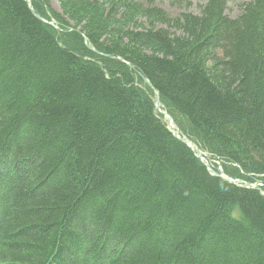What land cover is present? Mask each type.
Instances as JSON below:
<instances>
[{
	"label": "trees",
	"instance_id": "trees-1",
	"mask_svg": "<svg viewBox=\"0 0 264 264\" xmlns=\"http://www.w3.org/2000/svg\"><path fill=\"white\" fill-rule=\"evenodd\" d=\"M51 1L0 0V264H264V184L155 100L264 181V0Z\"/></svg>",
	"mask_w": 264,
	"mask_h": 264
},
{
	"label": "rangeland",
	"instance_id": "rangeland-1",
	"mask_svg": "<svg viewBox=\"0 0 264 264\" xmlns=\"http://www.w3.org/2000/svg\"><path fill=\"white\" fill-rule=\"evenodd\" d=\"M244 1H247V0H228L227 14H229L231 16L238 15L239 12H240L239 5L241 3H243ZM205 2H206V0H191V6L189 7L190 8V11L194 12L195 14H199V8H200V6L203 5ZM157 3H158V5L160 7H162L163 9H165L172 16H177V15H179V13L181 11L184 10V9H182V7L173 4V0H157ZM51 4H52V6L57 11H59V12L62 11V9H61V7H60V5H59V3H58L57 0H52L51 1ZM201 156L204 158V161L211 168L218 169V171H221V166H220V163L218 161L212 160L213 162L216 163V165H213V163L210 161V158H209V156L207 154L201 153ZM226 178H230V177H226ZM254 181H255L254 183L257 184L258 187H261V185L264 184V181L261 180L260 178H256Z\"/></svg>",
	"mask_w": 264,
	"mask_h": 264
},
{
	"label": "water",
	"instance_id": "water-1",
	"mask_svg": "<svg viewBox=\"0 0 264 264\" xmlns=\"http://www.w3.org/2000/svg\"><path fill=\"white\" fill-rule=\"evenodd\" d=\"M27 1H29V0H27ZM38 18H40L41 19V17H39V16H37ZM52 24V23H51ZM160 98H159V94L157 93V98H156V105H157V108H159V103H160V100H159ZM160 111V110H159ZM164 116H166L169 120H170V122L172 123L171 125H170V128H171V130L173 129V125H174V121H173V118L171 117V115L168 113V112H166V111H160ZM173 131V130H172ZM173 133H174V131H173ZM175 135H176V133H174ZM177 136V135H176ZM181 141H183L184 143H186L188 146H189V148L190 149H192V151H194L197 155H198V153H197V151H196V146L191 142V141H189L188 139H186L185 137H183V136H177ZM199 156V155H198ZM206 164V163H205ZM206 166H208V164H206ZM213 173H214V171H213ZM218 176H220V177H222V178H224V179H228V178H226V177H224V176H221V175H219V174H217Z\"/></svg>",
	"mask_w": 264,
	"mask_h": 264
},
{
	"label": "bare ground",
	"instance_id": "bare-ground-1",
	"mask_svg": "<svg viewBox=\"0 0 264 264\" xmlns=\"http://www.w3.org/2000/svg\"><path fill=\"white\" fill-rule=\"evenodd\" d=\"M207 168H208V170H209L213 175H217V174H218V172H216V171L214 170V168H211L209 165L207 166ZM213 171H214V173H213ZM226 180H228V181H230V182H233V183L240 182V183L246 185L247 187H257V186H258L257 184H251V183H249V182H247V181H245V180H243V179H232V178H228V179H226Z\"/></svg>",
	"mask_w": 264,
	"mask_h": 264
}]
</instances>
